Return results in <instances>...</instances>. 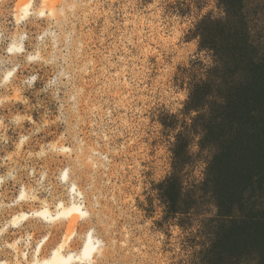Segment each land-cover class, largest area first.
Returning <instances> with one entry per match:
<instances>
[{
	"label": "clouds",
	"instance_id": "obj_1",
	"mask_svg": "<svg viewBox=\"0 0 264 264\" xmlns=\"http://www.w3.org/2000/svg\"><path fill=\"white\" fill-rule=\"evenodd\" d=\"M21 9L9 5L0 23V184L19 161L62 166L48 214H25L43 231L9 242L0 228V264H264V241H225L242 202L226 207L213 170L247 72L219 30H242L252 63L264 62V0Z\"/></svg>",
	"mask_w": 264,
	"mask_h": 264
},
{
	"label": "trees",
	"instance_id": "obj_2",
	"mask_svg": "<svg viewBox=\"0 0 264 264\" xmlns=\"http://www.w3.org/2000/svg\"><path fill=\"white\" fill-rule=\"evenodd\" d=\"M219 31L226 42L224 53L247 69L246 82L232 94L226 110L236 127L213 167L226 207L242 202L244 218L232 226L225 241L242 238L260 243L264 241V62L252 63L254 53L242 30L233 35ZM206 42L214 43L215 36Z\"/></svg>",
	"mask_w": 264,
	"mask_h": 264
},
{
	"label": "rangeland",
	"instance_id": "obj_3",
	"mask_svg": "<svg viewBox=\"0 0 264 264\" xmlns=\"http://www.w3.org/2000/svg\"><path fill=\"white\" fill-rule=\"evenodd\" d=\"M21 3L22 0H0V23H7L9 5H14L19 12L22 11ZM12 95L15 96L16 93L13 92ZM41 142L43 141L38 138L37 144ZM24 165L36 169V172L29 176ZM61 166L60 159L54 156L41 161H19L16 167L21 170L15 173L16 180H6L0 184V228L8 229L5 239L9 242L25 234L39 235L43 231L42 220L32 215H28L26 219L25 214L40 212L45 208L50 211L51 198L59 191L55 186V173ZM38 176L42 178L37 179ZM40 214L43 216L42 212ZM9 221L19 225V228H10ZM7 258V254H0V259Z\"/></svg>",
	"mask_w": 264,
	"mask_h": 264
},
{
	"label": "bare ground",
	"instance_id": "obj_4",
	"mask_svg": "<svg viewBox=\"0 0 264 264\" xmlns=\"http://www.w3.org/2000/svg\"><path fill=\"white\" fill-rule=\"evenodd\" d=\"M40 212H42V215L44 216V215L48 214L49 210L47 208H45L44 210H42Z\"/></svg>",
	"mask_w": 264,
	"mask_h": 264
}]
</instances>
